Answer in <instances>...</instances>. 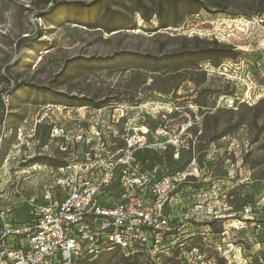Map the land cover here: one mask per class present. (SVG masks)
Returning <instances> with one entry per match:
<instances>
[{
	"label": "rangeland",
	"instance_id": "374dc122",
	"mask_svg": "<svg viewBox=\"0 0 264 264\" xmlns=\"http://www.w3.org/2000/svg\"><path fill=\"white\" fill-rule=\"evenodd\" d=\"M97 108L128 113L110 123L121 138L138 125L154 143L179 136L146 152L154 166L195 159L174 211H212L174 230L176 256L264 264V0H0V182L57 162L53 113L89 120ZM87 264L187 262L113 250Z\"/></svg>",
	"mask_w": 264,
	"mask_h": 264
},
{
	"label": "built area",
	"instance_id": "2783aa9c",
	"mask_svg": "<svg viewBox=\"0 0 264 264\" xmlns=\"http://www.w3.org/2000/svg\"><path fill=\"white\" fill-rule=\"evenodd\" d=\"M70 112L51 115L57 162L35 161L31 172L22 170L27 173L22 178L9 169L3 172L0 264H87L113 250L125 258L151 262L168 255L189 264L186 256L175 255V246L183 247L185 241L171 238L184 222L212 211L202 202L174 211L181 201L176 202L177 190L195 176L197 163L188 160L185 169L175 163L154 166L153 156L146 154L154 147L178 146L179 136L160 135L154 143V128L138 125L121 138V130L111 124L124 120L127 112L121 110L110 119L97 108L87 112L92 120L84 114L72 120ZM37 155L40 152L34 151L30 157ZM21 210L24 214L19 216Z\"/></svg>",
	"mask_w": 264,
	"mask_h": 264
},
{
	"label": "trees",
	"instance_id": "16d2710c",
	"mask_svg": "<svg viewBox=\"0 0 264 264\" xmlns=\"http://www.w3.org/2000/svg\"><path fill=\"white\" fill-rule=\"evenodd\" d=\"M68 105H78V104H76V103L73 102L72 104H68Z\"/></svg>",
	"mask_w": 264,
	"mask_h": 264
},
{
	"label": "bare ground",
	"instance_id": "6f19581e",
	"mask_svg": "<svg viewBox=\"0 0 264 264\" xmlns=\"http://www.w3.org/2000/svg\"><path fill=\"white\" fill-rule=\"evenodd\" d=\"M246 26V25H245ZM240 27V26H239ZM242 27V26H241ZM240 29V28H239Z\"/></svg>",
	"mask_w": 264,
	"mask_h": 264
}]
</instances>
